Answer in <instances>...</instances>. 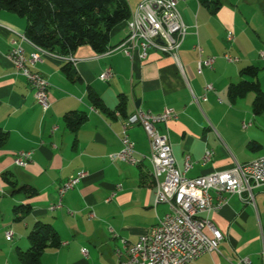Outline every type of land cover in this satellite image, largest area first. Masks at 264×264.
<instances>
[{
    "label": "crops",
    "instance_id": "crops-1",
    "mask_svg": "<svg viewBox=\"0 0 264 264\" xmlns=\"http://www.w3.org/2000/svg\"><path fill=\"white\" fill-rule=\"evenodd\" d=\"M126 1L132 15L112 30V49L97 54L88 45L80 47L73 54V77L64 71L69 65L66 58L23 44L27 56L40 55L33 68L50 83L51 107L46 113L8 57L16 34L26 33L27 20L0 10V130L7 134L0 145V264H21L19 253L29 248L28 236L38 222L51 225L62 242L59 248L45 251L42 264H116L122 239L135 244L164 218L168 206L155 204L150 142L137 123L138 110L157 115L166 109L177 113V119L159 129L169 134L182 171L190 158L189 178L264 156V113L253 111L255 94L232 101L228 93L232 83L251 80L242 75L248 66L260 69L258 80L264 90V60L260 56L264 52V0H220L215 14L199 0H181L178 9L188 27L179 50L184 73L173 58L155 51L146 59L138 54L130 59L113 51L126 38L127 24L142 2ZM230 32L233 42L227 40ZM199 48L204 58H216L214 69H205L203 74L198 72ZM226 53L239 62L228 63L223 57ZM109 68L113 77L103 82L100 76ZM208 83L215 90L207 101L196 103L194 96L201 98ZM90 90L103 101L107 112L93 106ZM121 95L127 99L124 112L117 108ZM67 115H85L86 121L74 132L66 124ZM127 122L133 123L128 134L141 159L138 166L110 159L122 148V127ZM207 151L213 157L203 164ZM20 152H33L26 167L15 162ZM81 172L87 176L65 195L63 207L50 211V205L58 201L60 187ZM4 173L15 186L5 180ZM118 185L122 189L117 191ZM21 187L33 189L37 195L27 199L17 191ZM212 195L217 204V196ZM254 196L256 208L236 194L223 196L221 208L206 215L223 234L219 251L189 264H234L244 258L250 264H264V185L254 189ZM23 204H30L31 212L16 221L14 208ZM7 231L14 233L10 241ZM82 249L88 250V258Z\"/></svg>",
    "mask_w": 264,
    "mask_h": 264
},
{
    "label": "built area",
    "instance_id": "built-area-1",
    "mask_svg": "<svg viewBox=\"0 0 264 264\" xmlns=\"http://www.w3.org/2000/svg\"><path fill=\"white\" fill-rule=\"evenodd\" d=\"M181 0H142L134 10V20L127 24V36L122 43L113 49L121 51L125 56L133 59L136 54L142 59L148 58L151 51L161 53L173 58L181 71L184 69L179 60V50L187 36L188 27L178 9ZM17 38L12 40V49L9 53L15 72L26 78L34 91L38 105L44 113L51 107L49 98L50 83L39 72L34 70V64L41 60L38 53L27 56L23 47L24 43L32 44L38 51L45 54L49 52L35 46L26 34L17 33ZM229 42L234 41V35L230 32L227 36ZM200 59L198 72L203 74L205 69L213 70L216 58L202 56L199 48ZM264 60V52L261 53ZM224 59L228 63H237L239 58L226 53ZM74 64L73 55L66 58ZM112 70L106 69L100 76L103 82L112 79ZM214 86L206 84L201 98L194 96V101H207L209 93ZM177 119V113L166 109L161 114H153L138 110L137 123L143 127L150 142V156L148 157L152 167L159 170L161 186H155V204H166L168 211L164 218L151 229L150 233L131 244L125 239L121 240L122 248L116 250L119 261L116 264H189L207 253L219 251L224 239L221 231L211 222L208 216L217 211L225 203L224 195L236 194L244 202L256 208L254 189L264 185V156L246 163L234 162V165L221 172L189 178L186 172L192 167L190 158L185 163V171H182L173 153L169 134L160 131L159 126ZM133 125L127 122L122 127V148L118 153L112 154V162H123L131 165H139L141 159L137 157L135 143L130 139L128 128ZM247 124H243L247 128ZM33 152H20L15 160L18 166L26 167L32 159ZM213 153L207 151L203 157V164L212 160ZM87 176L81 172L70 178L59 189L58 201L51 204L50 211H56L63 207L65 195L73 190L82 179ZM118 185L116 190H121ZM116 192V191H115ZM106 200L110 202L116 193ZM215 194L218 203L213 202ZM94 217V214L91 215ZM7 240H12L14 233L6 232ZM82 254L88 258L89 252L82 249ZM248 258L239 260L234 264H250Z\"/></svg>",
    "mask_w": 264,
    "mask_h": 264
},
{
    "label": "trees",
    "instance_id": "trees-1",
    "mask_svg": "<svg viewBox=\"0 0 264 264\" xmlns=\"http://www.w3.org/2000/svg\"><path fill=\"white\" fill-rule=\"evenodd\" d=\"M200 3L215 14L221 7L220 0H199ZM0 10H8L20 17L26 18V35L37 47L57 54L63 58L73 55L80 47L88 45L97 54L111 50L110 35L112 30L121 23L130 20L131 8L126 0H0ZM64 71L73 77L71 63ZM260 69L248 66L242 70V75L251 80L232 83L228 93L230 99L238 98L252 92L255 94L253 111L264 113V90L258 80ZM90 100L93 106L102 111H108L103 101L90 90ZM118 110L124 112L127 99L120 96ZM67 126L76 132L86 121L85 115H67ZM7 139V134L0 130V145ZM3 177L12 186L16 183L10 180L9 174ZM154 178V177H153ZM155 183V182H154ZM156 186V185H155ZM18 192L25 193L27 199L37 195L33 189L21 187ZM30 204L14 208L15 220L20 221L31 212ZM29 248L19 253L21 264H42V257L47 249L59 248L61 238L49 224L38 222L28 236Z\"/></svg>",
    "mask_w": 264,
    "mask_h": 264
},
{
    "label": "bare ground",
    "instance_id": "bare-ground-1",
    "mask_svg": "<svg viewBox=\"0 0 264 264\" xmlns=\"http://www.w3.org/2000/svg\"><path fill=\"white\" fill-rule=\"evenodd\" d=\"M133 20H134V13L131 21ZM128 24H130V21L128 22ZM153 177L156 182V186H161V177L159 176V170L153 168Z\"/></svg>",
    "mask_w": 264,
    "mask_h": 264
},
{
    "label": "rangeland",
    "instance_id": "rangeland-1",
    "mask_svg": "<svg viewBox=\"0 0 264 264\" xmlns=\"http://www.w3.org/2000/svg\"><path fill=\"white\" fill-rule=\"evenodd\" d=\"M262 70L264 71V67L262 68Z\"/></svg>",
    "mask_w": 264,
    "mask_h": 264
}]
</instances>
